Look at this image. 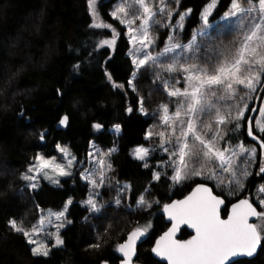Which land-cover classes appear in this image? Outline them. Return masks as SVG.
Listing matches in <instances>:
<instances>
[{
  "label": "snow or ice",
  "instance_id": "snow-or-ice-1",
  "mask_svg": "<svg viewBox=\"0 0 264 264\" xmlns=\"http://www.w3.org/2000/svg\"><path fill=\"white\" fill-rule=\"evenodd\" d=\"M87 4L92 17L89 28L110 30V34L95 33L102 37L95 49L107 56L105 66L113 58L108 51L115 52L118 38L126 37L129 74L120 83L104 67L111 89L127 99L129 90L136 94L140 80L147 77L154 91L165 97L151 111L144 95L135 96L124 108L129 118H145L141 140L128 154L139 162L147 179L143 184L121 182L112 160L117 149L97 148L95 139L83 159L68 144L55 141L52 152L36 151L19 175L24 183L21 193L27 190L35 208L33 221L10 215L6 228L22 236L31 256L43 258L46 264L54 249L65 246L64 233L74 224L70 218L74 199L68 196L53 208L42 206L38 197L46 187L64 190L69 181L73 185L82 181L87 196L77 203L88 213L83 222L94 234L87 248L102 253L119 230L112 222L114 216L102 230L91 223L109 217L113 201L104 199L106 192H115L116 207L130 210L125 202L135 200L137 208L151 209L161 201L148 197L157 195L161 182L170 181L172 186L187 184L190 191L183 199L163 203L171 226L155 240L151 252L156 256L167 264H240L234 258H252L258 250L264 251V184L256 186L249 180L256 176L264 180V0H247V7L241 0H229L221 17L226 23L217 24L222 36L231 27L230 18L238 17V37L228 43L218 37L196 40L213 27L218 0L200 13L203 27L187 43L182 42L185 19L193 9L184 7L182 0H112L111 10L104 13L111 22L103 18L97 22L101 15L97 0ZM93 55L95 51L89 52ZM256 100L261 103L253 106ZM69 121L65 114L58 126L66 128ZM92 128L99 134L105 125L94 122ZM110 130L117 136L123 131L120 123ZM234 132L246 133L254 145L250 149L243 141L234 145ZM48 135L46 129L39 132L41 145H46ZM222 174L227 184L220 179ZM210 181L220 184L218 192L208 186ZM185 225L195 234L177 238ZM150 227L147 223L134 227L115 244L119 264H135L137 242ZM100 264H110V259H101Z\"/></svg>",
  "mask_w": 264,
  "mask_h": 264
},
{
  "label": "trees",
  "instance_id": "trees-1",
  "mask_svg": "<svg viewBox=\"0 0 264 264\" xmlns=\"http://www.w3.org/2000/svg\"><path fill=\"white\" fill-rule=\"evenodd\" d=\"M211 0H182V5L192 8L193 13L185 19L183 41L200 28V13ZM247 3V0H241ZM258 2V0H254ZM112 0H98L99 16L105 22H111L104 15L110 11ZM229 0H218L211 22H215L208 33L199 36V42H207L209 37L219 38L228 43L238 37L237 26L230 27L221 36L217 24L227 10ZM87 0H0V264H45L43 258H33L22 236L10 232L6 221L10 215L33 221L35 212L27 190L21 193L24 183L19 175L36 151L52 152L54 142L68 144L74 153L83 159L90 147V140L95 139L104 150L116 148L112 160L118 179L121 182L143 184L147 177L138 163L129 156L135 143L141 140L144 117L133 115L129 118L124 108L135 96L144 95L149 111L155 109L165 97L154 91L147 77L140 80L138 92L128 98L112 90L104 75V67L111 71L117 82L123 83L129 74L130 60L127 57L126 37L117 41L115 52L108 51L113 58L105 66L107 56L103 50L95 49L102 38L95 33H109L110 30L90 29L92 21ZM98 22V21H97ZM119 30V29H118ZM163 38V33H161ZM218 42V40L216 41ZM95 55L89 56V52ZM79 64L78 69L74 65ZM60 89L63 95L57 93ZM151 92L149 96L148 93ZM253 103V102H252ZM260 104V101H259ZM255 105V103H254ZM24 113L21 115V113ZM69 115V125L65 129L57 128L63 115ZM101 122L105 130L95 133L92 124ZM115 123L122 125V133L117 136L110 130ZM48 130L46 145L39 142V132ZM232 142L238 139L244 143H255L246 133H231ZM256 169L254 168V171ZM256 186L264 184L259 176L249 178ZM214 191L220 190V184L208 182ZM167 185V186H166ZM190 191L187 184L171 185L170 181L161 182L157 195L148 197L160 200L161 204L149 208H137L135 200L126 201L131 205L116 207L115 192H106L104 199L112 200L113 207L108 209L109 217L92 220L102 230L111 217L113 224L118 223V232L109 239L111 247L94 253L87 248L94 242V234L83 217L88 213L79 205L87 196L84 183L71 181L64 190L46 187L38 197L42 206L57 208L72 196L74 205L70 208V218L74 224L64 233L65 246L53 250L46 264H100L101 259H110L111 264L119 262V255L113 251L115 244L126 232L137 226L151 225L145 241L138 246V258L141 264H165L155 258L151 248L155 239L168 227L161 211L163 203L181 198ZM253 193L255 188L252 189ZM187 229H182L180 238L190 236ZM240 264H264V251L252 259H239Z\"/></svg>",
  "mask_w": 264,
  "mask_h": 264
},
{
  "label": "water",
  "instance_id": "water-1",
  "mask_svg": "<svg viewBox=\"0 0 264 264\" xmlns=\"http://www.w3.org/2000/svg\"><path fill=\"white\" fill-rule=\"evenodd\" d=\"M258 95H260V93H258ZM259 101H260V100H256L254 106H258V105H259ZM57 128H59V129H65V127L58 126V123H57ZM249 139L251 140L250 137H249ZM251 141H252V140H251ZM253 142H254V141H253ZM208 186L212 187L210 184H208ZM183 197H184V196H183ZM183 197H181V198H175V199H172V200L183 199ZM169 202H170V201H169ZM167 203H168V202H167ZM161 213H162V215H163L165 221L168 223V227H170L171 225H170V222L167 220V216H166V214H164L163 211H161ZM168 227H167V228H168ZM167 228H166V230H167ZM184 228L187 229V230L190 232L191 235H194V234H195V233H194V230L187 228L186 225H185V226H181V230L184 229ZM166 230H164V231H166ZM164 231H163V232H164ZM163 232H162L160 235H162ZM180 234H181V231H180L179 233H177V238L182 239V238L179 237ZM160 235H159V236H160ZM191 235H190L188 238H186V239H189V238L191 237ZM159 236H158V237H159ZM146 237H147V233H146V236H145L144 238H142L140 241L137 242V249H138V246L141 245V244L145 241ZM158 237H157V238H158ZM157 238H156V239H157ZM156 239H155V240H156ZM154 244H155V241H154L152 247H154ZM259 251H260V250H258V253H259ZM258 253H257L254 257H256V256L258 255ZM152 254H153V256H154L155 258H157L158 260H160V261H162L163 263L167 264V261H166V260H163L162 258L156 256L155 253H152ZM118 255H119V253H118ZM119 257H120V255H119ZM254 257H252V258H254ZM244 258H246V259H252V258H248V257H238V258H234V259L239 260V259H244ZM134 260H135V264H141V263H139V262L136 261V258H134ZM110 264H111V263H110ZM117 264H119V262H118Z\"/></svg>",
  "mask_w": 264,
  "mask_h": 264
},
{
  "label": "rangeland",
  "instance_id": "rangeland-1",
  "mask_svg": "<svg viewBox=\"0 0 264 264\" xmlns=\"http://www.w3.org/2000/svg\"><path fill=\"white\" fill-rule=\"evenodd\" d=\"M211 2H212V0H211L209 3H211ZM97 3H98V0H97ZM209 3H208V4H209ZM208 4H207V5H208ZM243 4H244L245 7L248 6L247 3H243ZM97 5H98V4H97ZM207 5H206V7H207ZM110 10H111V9H110ZM100 19H101V18L98 16V17H97V21L99 22ZM230 20H231V27H232V26L235 27V26H237V25L239 24V19H238V17H231ZM225 22H226V21H225ZM215 24H216L215 22H212V25H215ZM202 27H203V26H201L200 28L196 29L195 32H194V34L197 33ZM208 31H209V30H208ZM207 33H208V32H207ZM207 33H206V34H207ZM199 36H200V35H197V36H196V40H197V42H199V39H198ZM201 36H202V35H201ZM185 43H187V42H185ZM257 95H258V93H257ZM254 103H255V101L253 102V106H254ZM260 103H261V101H260ZM110 129H111V128H110ZM241 141H242V140L238 139L237 143H234V145H235V144H238V143L241 142ZM253 145H254V143H247V144L245 143V146L248 147L249 149H250ZM96 147H97V148H100V149H102V150H104V149H103L101 146H99L98 144H96ZM89 150H90V147H89ZM89 150H88V151H89ZM104 151H107V150H104ZM254 168H255V166H253L252 171H254ZM220 179L224 180V183L227 184V179H228V178H227L226 174H222V175L220 176Z\"/></svg>",
  "mask_w": 264,
  "mask_h": 264
}]
</instances>
